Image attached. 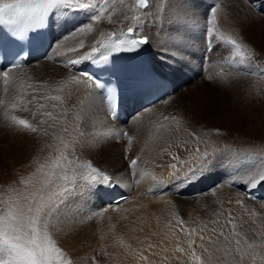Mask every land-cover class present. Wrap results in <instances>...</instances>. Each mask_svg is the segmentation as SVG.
Here are the masks:
<instances>
[{
	"label": "rangeland",
	"instance_id": "374dc122",
	"mask_svg": "<svg viewBox=\"0 0 264 264\" xmlns=\"http://www.w3.org/2000/svg\"><path fill=\"white\" fill-rule=\"evenodd\" d=\"M101 1L102 0H96L95 3L98 5ZM182 1L183 0H176L173 2L174 4L177 2L174 6L173 3H171L172 5L168 4V0H166V3L162 5L164 7H161L163 11L165 10V13L162 14L163 16L161 15L162 17H160V20L158 21L157 17L149 15L146 16L145 22L147 24L150 23L154 29H159L161 27L162 33L164 32L162 29L168 30L167 27H171V32L169 30L171 33L169 34L170 36H166V40L167 38L169 40L171 38L170 41L172 43H169V48L173 51L183 52L186 50L184 45L188 44L190 50L193 52L192 57L195 59L198 55L196 48L203 44L205 35L208 37L207 33L210 27L205 23L207 11L209 10V18H213L215 21L213 8L216 3L213 7V5L208 6L205 4L207 2L204 1L208 0H197L195 4H192L191 1L190 5L186 4L188 3L186 0ZM115 2V7L109 11L110 14H114L113 10L116 8L119 9L121 14L128 13L135 21H137V18L141 19L145 17L146 9H148V11L154 9V4H152L153 0H148V4L150 3V5H147L148 7L146 6L147 8L145 9L137 7L136 0H116ZM204 5L206 8L203 7ZM177 6L179 8H176ZM183 6L185 8H183ZM241 8L239 11L242 13ZM64 9L66 10L67 8ZM97 10L98 9H96L95 12L92 11L93 15L89 17V21L93 22L94 25L97 24V22L92 21L93 17L98 15L100 18L103 14V11L98 12ZM186 10H188V12ZM70 12L73 13L74 11L71 10ZM184 21L186 23H184ZM214 23L217 24L216 21ZM73 24H75V22H72V25ZM165 24L168 25L165 26ZM178 26L181 28L179 29ZM261 30V28L258 29L261 34L260 32L256 34L258 38L259 34L260 36L263 34ZM71 33L72 32L69 34ZM223 34L226 35L227 38L230 37L226 32H223ZM178 35L180 36L177 37ZM72 36L73 34L70 35V37ZM216 40L218 47H221L224 41H222L221 38H216ZM192 45H194V47ZM226 46L229 47V44ZM56 48L57 47L53 44L52 49L46 57V63L51 61L56 63L57 60L54 57L49 59L52 50L54 53L52 56L57 55L55 54ZM206 53H209V51H206ZM188 54H190V51H188ZM61 56L66 58L64 54H61ZM205 56L207 57L208 55H204V57L202 59L200 57V59L208 64V59L205 60ZM227 58V55H218L215 61L216 63H213L214 67H209L208 69H197L198 63L196 62V67L194 66L192 70L190 69L188 71L189 73L187 72L188 77L185 79L183 85L175 90L174 95H177L176 97L179 99L176 100V97H174L170 102L161 103L156 109L152 110L153 113H161L163 111L166 112L168 109L171 110L172 108L170 112L174 111L177 113L178 109L174 108L181 100L182 94L191 91L192 93L190 95L192 99L189 102V111L192 116L200 118V122L197 124L191 117L190 119L196 131L203 135L202 143L204 144L198 146L196 144V146L190 147L194 149L192 152L193 156L191 155L192 153L186 151L185 148L171 151L174 146H177L173 145L171 148L169 147V153L172 152L173 154H168L170 156L169 163L174 162V168L172 167L174 164H167L162 167L160 166V168L156 165V168L149 170L148 167L136 173L134 172V166L128 165V163L132 164V160L129 162L128 159H123L124 163L122 164H125L127 171H131L130 174L129 171L127 172L123 169L124 167L119 166V159L104 152L103 155L96 154V151L99 150L100 147L105 149V147L110 145V143L107 142V138L103 139L102 136L90 134L91 132L93 133L92 130L87 134H81L82 132H87L83 125L80 127L82 132L81 130H74L78 128H70L69 125L74 122V118H72L73 121H71L70 124H66V126L69 124L67 127L65 126L66 128L64 127V135L59 142L47 141V144L44 142L42 145L55 146L53 150L54 155L51 156L49 149H44V147H41L38 143L39 140L36 132H39L38 128L44 132L49 128L50 133L52 132L51 134L56 137V131L54 130L57 125L51 122L52 120L49 118L53 117V115L55 116V114L53 113L52 115L49 112L47 118L44 115L40 117L36 116L32 110L29 111L28 107L23 105L21 107L8 105L6 94H9V86L5 83L6 79L5 81L1 80L3 76V72L1 71L0 223L4 221L5 215L7 214L5 208H7V206H14L12 197L17 188L15 182L21 180L20 177L14 175V172L22 168L20 164H23L24 160L29 159L28 162H30L33 167L37 166L40 188L45 184L43 192L47 193V195L43 196L46 199L43 200L45 203L42 201L44 203V205H42L43 209L40 212H36L38 214L35 213L36 215L34 214L33 219L35 218L36 220L37 231L40 232L42 236L46 235V238L43 240V247L47 250L46 256L50 258L51 264H250L252 262L264 264V198L253 200L245 195V183H252L258 175H264V89H254L256 86L255 78H262L264 80V73H262V77H256L257 75L246 72L251 71L247 68H245V72L234 69L236 72L232 73L228 71L229 68L227 70V62H224ZM259 62L263 63L262 60ZM41 65L42 64L34 62L30 68L39 70ZM63 66L68 67L65 62L62 63L61 67ZM63 68L67 71L70 69ZM183 73V71H179L176 74L180 78ZM30 81L33 82V80ZM201 81L203 83H201ZM200 85L206 86V88L204 89V87ZM17 86L18 84H15L11 87V91L15 96L19 91V86ZM197 86L200 89H197ZM29 87V85L26 86V88L23 87V90L29 91ZM47 87L49 91L51 87ZM222 88L226 91L224 92ZM187 89H189V91ZM211 89L212 92L210 91ZM219 89L222 90L220 91ZM196 90H199L198 92L200 93ZM201 91H205V93L202 92V94ZM209 92L212 94H209ZM217 93L219 95H217ZM232 93L234 95H232ZM30 94L32 97L33 90L30 91ZM205 96H207V98ZM231 96L233 97L231 98ZM44 97H48V92ZM170 112L167 114L170 115ZM16 117H19V120L28 121V124L36 128L37 131L32 132L30 129L26 128L25 125H19L15 120ZM179 117L181 118V115ZM45 120L47 121L45 122ZM125 120H127V118ZM173 121H176V118H173ZM47 124L48 126L50 124V126L48 127ZM132 125L130 124L131 127H128L130 129L129 133L122 134L123 137L121 136L122 138L119 137L121 139L118 138L116 140L117 143H122L123 147L126 146L129 148L130 145H135L136 135L138 132L142 134L140 132L141 130H138V126L136 130L135 125ZM73 126H76V124L74 123ZM46 127L47 129H44ZM131 128L134 129L132 130ZM217 129H219V132L216 131ZM146 136H148V134H145L143 139ZM79 139H81V141ZM122 140L125 141L122 142ZM8 145L10 148H8ZM167 146H169V144ZM197 147L200 150L199 153L195 152V148ZM205 151L213 153L216 156L211 163V169L208 168L204 174H200L192 184L186 182L185 184L190 186L197 185L201 187L194 190L190 196L186 193L183 194L181 191L182 187L179 183L181 182V184H183L188 179L183 177V174L186 173L189 167L195 165L196 162H192L194 156L199 159ZM12 153L16 154L13 155ZM28 153L29 157L27 158ZM181 153L183 154L182 157ZM18 155H21V158ZM23 155H26L24 156L25 159H22ZM177 155H180L179 158L182 159L177 161L173 158ZM184 155H187L186 157L191 155L192 159L188 157L186 160ZM14 156H17V160ZM183 157L185 158L183 159ZM196 157L194 160H197ZM134 159L136 158H133V160ZM185 160L190 162L188 163L189 165H187V162H183ZM14 161H18L16 163L17 165L19 164V166H17ZM13 162L14 165H16L14 169L11 168ZM111 165L116 168H112ZM110 167L114 170L113 172ZM29 168L32 167L29 165ZM93 168L99 169L109 176L111 175L110 177H112L114 181L129 182V185L132 187H143L144 185L146 188H155L156 185L160 183V180L163 182L161 178L165 179V174L167 175L169 172L175 174V172L177 173L178 171V175H175L176 179L174 180L182 178L170 185L167 189L164 187L166 189L164 192H160L159 190L149 194L144 192L140 196L139 194H135L131 197L132 199H128L127 197L126 203L121 208L108 210L102 206L101 195L106 185H90L89 181L83 179L84 176L96 175V173L92 171ZM183 168L185 171H183ZM66 169L72 172L70 173L71 179L61 180L63 181L61 182L58 176L56 181L59 182L57 183L51 179L52 175H55L54 172H56V170L58 173H61L65 172ZM106 170L109 173H107ZM121 173L124 178L121 176ZM148 173L151 175L148 176ZM155 175H157L158 178H156ZM146 176L149 177V179H146ZM152 178H156L154 184ZM48 180L49 183L47 184ZM209 180H215L217 182L214 183V187L211 183L203 185ZM34 181L35 178L31 176L24 185H30ZM60 182L62 184L58 185ZM237 184L239 186L241 185V187L238 188ZM261 184H263V182H261ZM49 185H55L54 187L57 186L54 191L63 196V200L59 202L55 208H53L50 203L55 197H52L51 192H48L50 191V187H47ZM140 190L141 192L143 191L142 188ZM216 191H218V193ZM127 195L129 196V194ZM36 196L39 197V195ZM238 201H240V203H238ZM229 213L231 217L234 218L232 224L229 223ZM0 229L9 232V235L12 233L8 231L10 230L9 228L0 226ZM25 230L27 231V229ZM237 241H239V244H237ZM0 260H7L6 253H0Z\"/></svg>",
	"mask_w": 264,
	"mask_h": 264
},
{
	"label": "bare ground",
	"instance_id": "6f19581e",
	"mask_svg": "<svg viewBox=\"0 0 264 264\" xmlns=\"http://www.w3.org/2000/svg\"><path fill=\"white\" fill-rule=\"evenodd\" d=\"M97 1H99V0H97ZM113 1L112 0H108V1L102 0L101 1L102 3L100 2L97 5V9H98L97 11L99 12V9H102L103 14H102V17H100L98 20H95V19L92 20V21L97 22V24H95V25L93 24V22L89 21V17H91L93 15L92 11L95 12L96 9H86V10L85 9H74L75 11L73 13H71L70 12L71 8H67L66 10L64 9V7L54 8L52 13H51L50 23H49L50 46H49L48 51L44 55V57L40 60L30 61V64L26 67L21 66L18 68L16 67L14 69H11V70L7 71L8 72L7 77H5L3 75L4 78H3V76L1 78V80H3V81H5V79H6L5 83L9 86V94H6V96H7L6 99L8 101L7 104L15 106V107H18V106L21 107L23 105L25 107H28L29 111L32 110L36 116H40V117L41 116L43 117V115H44L47 118L48 117L47 114L49 112L52 115H53V113L55 114V116L53 115V117H49V118H50V120H52L51 122H53V123H55V125H57L55 130H54V131H56V137L51 134L52 132L50 133L49 128L45 132L38 128L39 132H36L37 136H38L37 138L39 140L38 143L41 145V147H44V149L48 148L51 156L54 155L53 150H54L55 146H42V145L44 144V142L46 143L47 141L59 142L60 139L64 135L65 128L71 123V121H73L72 118H74L76 121L74 120V122H72L73 124L71 123L69 125L70 128L75 127L78 129H74V130H81V132H82V129L80 127L83 125L84 128L87 130V132L86 133L80 132L81 134H83V135L87 134L92 130L93 133L91 132L90 134L102 136L103 139L107 138V142H109L110 145L108 147H105V149L100 147L99 150L96 151V154H99V155L102 154L103 155V152H104L106 154L111 155L112 157L119 159L118 160L119 166L124 167L123 168L124 170H126V166H125V164L124 165L122 164V163H124L123 159H128V161L131 162V160L133 161V158H136V159H134V160H136V164L133 165L134 166V172H136V173L140 172V170H143V169L148 168V167H149L148 169L150 170V169L156 168L157 166H158V168H160V166L162 167V166L167 165V164H174L175 165L174 162L169 163L170 162V160H169L170 156L169 155L172 154V152L169 153V151H168V150H170V149H168L169 147L171 148L173 145L177 146V144L182 145V147H179V148L174 146L172 148L173 150H171V151H175V149L185 148L183 146L185 144V142H187L186 147H188V148L194 147V145L196 146V144H197V146L204 144V143H202L203 142V135H201V133L196 131V129L193 126V123L191 121V119H192L197 124L200 122L199 121L200 118L192 116L190 111H189L190 110L189 109V107H190L189 102L192 99V96L190 94L192 92L189 91V89H187L189 91V93H183L182 94L181 100L180 101L178 100L179 102H178V104H176V107L174 106L175 107L174 109H176V108L178 109L177 113L174 111L170 112L172 110V108H171V110L168 109L169 111L167 110L166 112L163 111L161 113L160 112L153 113L152 110L156 109L161 103L170 102L171 100L174 99V97L177 96V95H174L175 90L179 89L183 85V83L185 82V79H187V77H188L187 76V74L189 73L188 71L190 69L192 70L194 68V66L196 67V62L198 63L197 69H199V70L205 69V68L208 69L209 67L213 68L214 67L213 63H216L215 61L217 60L218 55H220V56H226L227 55L228 56V58L224 60V62H227V65H228L227 70L229 68L228 71H230L232 73L236 72L235 70H237V71L241 70V71L245 72L246 71L245 68H247V69H250L251 71L250 72L246 71V72H248L250 74L253 73V74L257 75L256 77H262L261 75H262V73H264V13H261L258 9H254L250 3V0H208V1L203 0L204 2H207L205 4L208 6L209 5L214 6V4L216 3L215 7L213 8V10H214L213 15H215V21L217 22V24L210 23V21L213 20V18H209V10H208L207 14H206L207 18H206L205 23H207L209 25L210 29L212 30V36L211 37H206V35L204 36L203 44L200 45L199 47L197 46L198 48H196L198 55L194 59L192 57L193 52H192V50H190V47L188 46V44L184 45L186 47V50H184L185 49L184 48L183 52L182 51L181 52L180 51H173L169 48L170 47L169 43H172V42L170 41L171 38H170V40L168 38L166 40V36L171 34L170 33L172 30L171 27H167L168 30L162 29L164 31L162 33L161 27L159 29H154V28H152L153 26H151L150 23L147 24L145 22L146 16H149V15L157 17L158 21L160 20V17L163 16L162 14L165 13L164 12L165 10L163 11V9L161 7H164L162 5H164L166 3V0H153L152 4H154L153 5L154 9H152V10L150 9L149 11H148V9H146L145 17L141 18V19L137 18V21L133 20L128 13H124V14L122 13L121 14V12H119V9H116V8L113 10L114 14H110L109 11L113 7H115L114 2L116 0L114 2ZM175 1L176 0H168V4H171ZM191 1H192V4H195L197 0H186V2H188L186 4L190 5ZM257 2H259V0H257ZM105 4H107V5H105ZM175 4L173 3L174 6H175ZM103 5H105V6H103ZM149 5H150V3L148 4V6ZM147 7H144V9ZM203 7L206 8L205 5ZM176 8H179V7L177 6ZM183 8H185V7L183 6ZM183 8H181V9H183ZM240 8L242 9V13L239 11ZM140 9H143V8H140ZM191 9H192V7H191ZM190 10H189V12H190ZM199 10H201V9H199ZM186 11L188 12V10H186ZM193 11H195V10H193ZM196 14H198V13H196ZM196 16H198V15H196ZM171 20H172V18H171ZM72 22H75V24L72 25ZM134 22H136V23H134ZM184 23H186V22L184 21ZM87 24H91L90 29L87 27L88 26ZM133 25H136V27L134 28L133 35H136L137 32H139L141 34L149 35L150 39H149V42L146 44V46H147V51H148L149 57L151 59V63L153 64L155 71L162 78H164L166 80H170L172 82L173 93L171 96L163 97L159 102L152 104V105H143V103L141 101L134 102L132 107L128 106L125 108L124 112L127 115V120L122 119L121 117H119L118 119H115V118L111 117L110 114L108 113L106 103H105V98H104L103 94L96 88L95 84L92 81L87 80L84 76H82L79 73L78 66L79 65L86 66V64L91 59L84 60V61H82V63L74 64V65L71 64L70 61L80 58L81 54H83V53L90 52L93 47L97 48V50L102 49V47L107 43V41L109 40V38L111 36L118 35L122 32H125V31H127L128 27H131ZM167 25L165 24V26H167ZM171 25H173V24H171ZM163 26H164V24H163ZM81 27L84 28L83 32H81L79 30ZM180 28L181 27H179V29ZM259 28L262 29L261 30L263 33L262 36H260L261 32L258 31ZM197 29H199V28H197ZM220 29H222V30H220ZM169 30H170V32H169ZM70 32H72L71 34H73L72 37H70V35H71V34H69ZM167 32H169V33H167ZM223 32L228 33L230 35V37L227 38L226 35L223 34ZM258 32H260L259 38L256 36V34ZM189 33H191V32H189ZM180 35H178L177 37H179ZM195 38H196V36H195ZM216 38H221L222 41H224V43H222L221 47H218ZM231 40H236L237 44L240 45L239 51H237V49L234 45H232L231 43L228 42ZM225 42H226V44H225ZM206 43L212 44V49L209 51V53H206ZM53 44L55 47H57L55 50V54H57V55L52 56V54H54L53 50H52L51 54L49 55V59L54 57L57 61H56V63L52 62V61L46 63V61H45L46 57L49 54L50 50L52 49ZM82 44H83V47H81ZM223 44H225V45H223ZM228 44H229V47L226 46ZM192 46L194 47V45H192ZM60 51H62V52H60ZM188 51H190V54H188ZM224 52H226V53H224ZM241 53H243V54L241 55ZM61 54L66 55V58L64 56H61ZM204 55L209 56L208 57V62H209L208 64H206L204 62V60H201L204 57ZM200 57H201V59H200ZM177 60H179L181 62H179ZM261 60L263 61V63L259 62ZM34 62H37L38 64H42L39 67V70L38 69L33 70L30 68V67H32V63H34ZM63 62H65V64L68 66V67H66V66H63V67L68 68V69L70 68L68 71L65 70L63 67H61ZM179 71L184 72L180 78L176 74ZM64 73L67 75H65ZM0 77H1V73H0ZM30 80H33V82H31ZM201 83H203V82L201 81ZM15 84H18V86H19V87L17 86L19 88V91H18L16 96L11 91V87ZM28 85L30 86L29 87L30 90L29 91L23 90V87L26 88V86H28ZM255 85H254L255 90L256 89H258V90L262 89L263 90L264 89V80L262 78H260V79L255 78ZM47 86L51 87V88H49V91H48ZM200 86H203V85H200ZM205 88H206V86L204 87V89ZM50 89H51V91H50ZM197 89H200V88H198V86H197ZM217 89H218V87H217ZM31 90H33V96L32 97L30 94ZM207 90H209V89H207ZM46 91L48 92V97H44V95L47 94ZM210 91L212 92V89ZM223 91L225 92L226 90L223 89ZM202 92L203 91H201V93ZM211 92H209V94ZM198 93H200V92H198ZM203 93H205V91ZM217 95H219V94L217 93ZM225 95H226V93H225ZM232 95H234V94L232 93ZM38 96H39V98H38ZM205 97L207 98V96H205ZM232 97L233 96H231V98ZM46 98H48V99H46ZM200 98H201V96H200ZM177 99H179V98L176 97V100ZM212 99H214V98H212ZM223 104H224V102H223ZM41 105H43V107H41ZM201 105H202V103H201ZM166 106H168V105H166ZM199 106H200V104H199ZM171 107H172V105H171ZM5 111H6V109H5ZM23 111H24V109H23ZM169 112H170V115L167 114ZM52 115H50V116H52ZM180 115H181V118L179 117ZM190 117H191V119H190ZM173 118H176V121H173ZM15 120L19 125H21L19 123V121H20L19 117H16ZM67 120H68V122H67ZM46 121L47 120H45V122ZM67 123H69V124L66 126ZM74 123L76 124V126H73ZM130 124L135 125V129L138 126V130H141L140 132L142 134H139V132L137 131L138 134L135 137V139H136L135 145L134 144L130 145V147L128 148L126 146L123 147L122 143H120V142L117 143L116 140L119 137H121L122 134L130 132V129L128 128V127H131ZM36 126H38V125H36ZM44 126H46V125H44ZM47 126H48V124H47ZM49 126H50V124H49ZM127 128L129 131L127 130ZM9 129H11V128H9ZM44 129H47V127ZM53 129H54V127H53ZM131 129L133 130L134 128H131ZM22 134H23V132H22ZM145 134H148V136L144 137V139H143V136ZM132 136H133V134H132ZM108 137H109V139H108ZM121 138H119V139H121ZM79 140L81 141V139H79ZM124 141L122 140V142H124ZM51 144H54V143H51ZM168 144H169V146H167ZM9 145H8V148H10ZM37 151H39V150H37ZM15 154H13V155H15ZM191 155L193 156V153ZM191 155H188V157L191 158L192 157ZM24 156H26V155H23L22 159H25ZM182 156H183V154L181 153V157ZM253 156H254V154H253ZM14 157L16 159L17 156H14ZM19 157L21 158V155ZM28 157H29V153L27 155V158ZM48 157H49V155H48ZM185 157H183V159ZM188 157H186L185 159L187 160ZM195 157L196 156H194V159H195ZM252 158H254V157H252ZM180 159H182V158H180ZM194 159H193V161L192 160L191 161L196 162V160H194ZM196 159H198V158L196 157ZM28 160L29 159L24 160L23 164H20L22 168H19V170L14 172V175L20 177L21 180L19 182H15L16 183L15 186L17 188H16V192L14 193V195L12 194L13 195L12 200H14L13 201L14 206H11V207L7 206V208H5L7 210L6 211L7 214L5 215L4 221L2 223H0L1 227H5V228L10 229V227H9L10 221H12V219L14 217L22 215L25 218V220H27L29 217H31L33 219L34 214L37 212L36 209L37 208H40L41 210L43 209L42 205H44V203H45V201H43V200H46L43 196L47 195V193L43 192V190L45 189L44 188L45 184H43V186L41 185L42 188H40V183H38V182H40V180H39V174H38L37 168H36L37 166L33 167L31 165V163L28 162ZM186 160L183 162H187ZM14 162L17 165L16 162H18V161H14ZM14 162H13V165L11 166V168H13V169L16 166V165H14ZM118 162H117V164H118ZM154 162H155V164H154ZM110 163H111V161H110ZM112 163H114V162H112ZM181 163H182V161H181ZM188 163H190V162H187V165H189ZM117 164H116V166H117ZM29 165L32 168H29ZM78 165H80V164H78ZM128 165L130 166L132 164L128 163ZM178 165H181V164H178ZM17 166H19V164ZM113 167L114 166H112V168ZM114 168H116V167H114ZM110 169H111V167H110ZM209 169H211V167H209ZM57 170H56V172H54L55 173V175L53 174L54 176L52 175V173H51L52 177L50 176L51 179L55 183H57L61 180H65V177H67V180L72 178L70 176V173H72V172H70L69 169H66L65 172H61V173H58ZM261 170H259V171H261ZM111 171L113 172L114 170L111 169ZM117 171H119V170H117ZM128 171L130 174L131 171L130 170H128ZM168 171H169V169H168ZM183 171H185V169ZM107 173H109V172L107 171ZM172 173L169 172V173H167V175L165 174V176H166L165 179L161 178L163 180V182L160 180L159 181L160 183L158 185H156L155 188H146V187H144V185H143V187H139V186H136V187L133 186L132 187L129 185V182L126 183V182H119V181H115L116 183L112 186L106 185L105 190L101 194L102 195V204H103L102 206H104V208L109 210V209L121 208L126 203L127 198L120 200L116 204L106 205L105 204V198L107 195L111 194L112 192H117L120 194H129L128 199H130L135 194H139V196H140L144 192L149 194L151 192L159 191L163 187H166V189H167L168 187H170V185H172L173 183L177 182L178 180H180L182 178L181 177L178 180H174V179H176V176L178 175L177 174L178 171H177V173L175 172V174H172ZM200 174L201 173H197L196 175L191 176L183 184H181V182L179 183L180 186L182 187L181 191L183 192V194L186 193L188 196H190V195H192L194 190H197V188L201 187V186H197V185L196 186H190L188 184H185L186 182H190L192 184L193 181L196 180V178H198L200 176ZM126 175H127V173H126ZM150 175L151 174L148 173V176H150ZM31 176H33L35 178V181L30 185H24L30 179ZM58 176L60 177V180L56 181ZM121 176L124 178L122 173H121ZM155 177L158 178L157 175H155ZM117 178H118V176H117ZM127 178H129V177H127ZM145 178L149 179V177H147V176ZM156 178H152L153 184L156 182L155 181ZM15 179H18V178H15ZM73 180H75V179H73ZM73 180H71V181H73ZM211 181L212 180H209L208 182H205L203 185L211 183L212 186L214 187V185H215L214 183H217V182L215 180H213L212 182ZM61 182H63V181H61ZM61 182L58 185H61L62 184ZM80 182H82V181H80ZM48 183H49V180L47 181V184ZM245 184H246L245 185L246 186L245 187V191H246L245 195L246 196H247V193L252 188H264V182H263V184L260 183L258 186H251L252 183H248V184L245 183ZM54 186L55 185L47 186V187H50V191H48V192L54 191L57 187V186L56 187H54ZM150 186H151V184H150ZM177 186H179V185H177ZM234 186H235V184H234ZM240 187H241V185L240 186L238 185V188H240ZM141 188L143 189L142 192L140 190ZM184 188H186V189H184ZM13 190H15V189H13ZM216 192L218 193V191H216ZM179 193H180V191H179ZM36 195H39V197H37ZM261 198H264V197L261 196L259 199H261ZM100 201H101V199H100ZM198 206H199V204H198ZM29 209H31V211H29ZM36 214H38V213H36ZM1 217H3V216H1ZM58 227H59V225H58ZM66 227H68V226H66ZM6 230H8V229H6ZM79 230H80V228H79ZM8 231H11V230H8ZM250 264H256V263L252 262Z\"/></svg>",
	"mask_w": 264,
	"mask_h": 264
},
{
	"label": "snow or ice",
	"instance_id": "6c2138e0",
	"mask_svg": "<svg viewBox=\"0 0 264 264\" xmlns=\"http://www.w3.org/2000/svg\"><path fill=\"white\" fill-rule=\"evenodd\" d=\"M136 3L141 7H146L148 5V0H136ZM250 3L254 9H258L261 13H264V0H259V2H257V0H250ZM33 4L36 5L35 8L31 7ZM57 7L97 9V4L94 0H0V21L20 22L23 23L26 28L29 27V24L31 26H36L43 22L45 15L50 10ZM99 11H102V9H99ZM93 19L98 20L99 16H94ZM214 22V19L210 21V23ZM135 27L136 25L128 27L127 33L117 38L114 42L106 46V48L109 49L110 52L135 51L142 45L147 44L150 39L149 35L139 32L133 35ZM88 28H91V24L88 25ZM79 30L83 32L84 28L81 27ZM207 36H212L211 29H209ZM229 43L234 45L237 51L240 50V45L237 44L236 40H231ZM81 47H83V44ZM97 51V48L93 47L90 52L81 54L80 58L71 60L70 63L74 65L84 60L92 59ZM242 54L243 53H241V55ZM3 75L7 77L8 72H3ZM83 75L87 80L92 81L98 86V82L90 75L86 73ZM41 107H43V105H41ZM19 123L25 125L26 128L30 129L32 132L37 131L36 128L29 125L25 120H20ZM216 131L219 132V129ZM186 145L187 142L183 145L185 150L192 153L193 149L186 147ZM177 147H182V145L177 144ZM195 152H200L198 147L195 148ZM215 157L213 153L205 151L201 158L196 160L195 165L187 169L183 177L190 178L197 173L204 174L211 166ZM173 158L177 161L180 160L178 155ZM135 164L136 160H133L132 165ZM172 167H175V165H172ZM92 171L95 172L96 175L83 177V179L89 181L90 185L103 184L112 186L116 183L112 177L105 174L103 171L96 168H93ZM65 180H67V177H65ZM261 182H264V175H258L251 186H258ZM51 196L55 197V199L50 201L51 206L55 208L58 203L63 200V196L55 191L51 192ZM238 203H240V201H238ZM29 211H31V209H29ZM36 211L40 212L41 209L37 208ZM233 219L234 218H232L229 213L230 224L233 223ZM9 227L12 232L11 235L0 229V253H6L7 255V260H0V264H51L50 258L46 256L47 250L43 247V240L46 238V235L42 236L41 233L37 231L35 219L29 217L25 220L22 215L17 216L10 221ZM25 229H27V231ZM237 244H239V241H237Z\"/></svg>",
	"mask_w": 264,
	"mask_h": 264
},
{
	"label": "water",
	"instance_id": "95a60500",
	"mask_svg": "<svg viewBox=\"0 0 264 264\" xmlns=\"http://www.w3.org/2000/svg\"><path fill=\"white\" fill-rule=\"evenodd\" d=\"M136 6H138V7H140V8H143V7L139 6L137 3H136Z\"/></svg>",
	"mask_w": 264,
	"mask_h": 264
}]
</instances>
